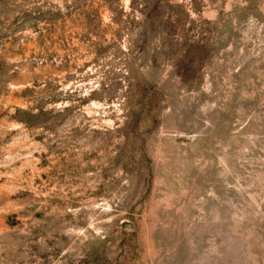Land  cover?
Listing matches in <instances>:
<instances>
[{
	"label": "rangeland",
	"instance_id": "rangeland-1",
	"mask_svg": "<svg viewBox=\"0 0 264 264\" xmlns=\"http://www.w3.org/2000/svg\"><path fill=\"white\" fill-rule=\"evenodd\" d=\"M0 264H264V0H0Z\"/></svg>",
	"mask_w": 264,
	"mask_h": 264
}]
</instances>
